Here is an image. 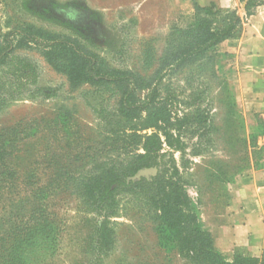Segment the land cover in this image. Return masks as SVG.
<instances>
[{
	"label": "rangeland",
	"instance_id": "374dc122",
	"mask_svg": "<svg viewBox=\"0 0 264 264\" xmlns=\"http://www.w3.org/2000/svg\"><path fill=\"white\" fill-rule=\"evenodd\" d=\"M243 1L239 0L240 6ZM192 14L193 5L186 8L174 0H0L3 31L33 27L72 38L111 67L138 71L144 67L147 76L155 63L143 65L144 49L149 48L156 59L170 30L187 24ZM15 45L12 60L25 59L33 70L26 71L20 82L26 84L25 96L0 109V139L14 136L12 155L6 159L8 173L0 169V264H185L161 249L151 222L121 201L118 214L109 219L111 246L99 254L93 251L100 218L73 194L77 184L68 179L92 172L88 152L93 142L103 143L101 132L105 133L113 99L106 89L88 85L70 90L66 77L46 63L40 47L17 41ZM212 55L217 58L221 53ZM220 74L228 83L222 70ZM35 88L41 92L31 98ZM203 100L201 109L215 127L203 141L213 145L201 157L190 159L195 165L186 176L185 190L200 227L212 236L211 230L228 216L236 179L264 170V117L253 125L246 123L233 109L228 85L222 91L213 84ZM187 138L191 143L198 139ZM240 138L247 142L246 153ZM49 147L59 155L60 182L55 190V184H49L53 167L43 159ZM98 156L105 154L100 151ZM174 158L178 162L179 155ZM219 169L229 182L217 178ZM142 171L151 173L141 178L156 174L155 168L142 169L127 182L137 181ZM42 188L47 198L42 202L41 195L34 205L29 195ZM42 213L47 223L42 222Z\"/></svg>",
	"mask_w": 264,
	"mask_h": 264
},
{
	"label": "trees",
	"instance_id": "16d2710c",
	"mask_svg": "<svg viewBox=\"0 0 264 264\" xmlns=\"http://www.w3.org/2000/svg\"><path fill=\"white\" fill-rule=\"evenodd\" d=\"M261 3L249 0L244 8L246 17ZM243 23L236 11L194 3L189 22L170 30L156 59L149 48L144 49L143 65L155 63L148 76L144 75V67L141 71L111 67L75 39L33 27H15L5 32L0 25V109L25 96L26 84L20 82L26 71L33 70L25 59H17L16 63L12 60L16 41L40 47L46 63L66 77L70 90L88 85L106 89L113 99L114 106L105 117V133L101 132L103 143L93 142L88 152L92 172L68 179L77 184L73 194L100 218L92 246L97 254L112 244L109 219L118 214L121 201L133 205L139 218L151 222L161 249L185 264H264V256L234 255L232 262H227L216 250L210 233L200 227L195 206L185 190L186 176L195 165L190 159L201 157L213 145L207 139L203 141L215 129L206 110L201 109L203 95L213 84L222 91L227 85L229 88L220 74L223 55L216 58L212 53L223 41L239 38ZM40 92L35 88L29 94H33L32 98ZM230 96L236 111L231 92ZM147 130L152 133L140 134ZM194 136L198 137L195 143L185 141ZM13 137L0 139V169L4 173L10 166L6 159L12 155ZM238 142L246 153L245 139ZM164 149L167 151L162 153ZM100 151L105 157L98 156ZM43 159L53 167L49 184H55V190L60 182L59 155L49 147ZM149 168L156 169L153 177L127 182V178ZM217 178L229 182L222 169ZM41 195L44 202L47 195L43 188L29 198L35 205ZM20 211L24 212V207ZM42 222L47 223L44 213Z\"/></svg>",
	"mask_w": 264,
	"mask_h": 264
},
{
	"label": "crops",
	"instance_id": "0c3cea01",
	"mask_svg": "<svg viewBox=\"0 0 264 264\" xmlns=\"http://www.w3.org/2000/svg\"><path fill=\"white\" fill-rule=\"evenodd\" d=\"M249 1V0H248ZM190 8L214 4L236 11L244 19L239 38L220 43V70L225 74L236 112L246 123L264 117V0L246 17L245 0H174ZM191 12V11H190ZM216 250L230 262L235 254L264 256V170L238 177L232 185V202L223 225L211 230Z\"/></svg>",
	"mask_w": 264,
	"mask_h": 264
},
{
	"label": "water",
	"instance_id": "95a60500",
	"mask_svg": "<svg viewBox=\"0 0 264 264\" xmlns=\"http://www.w3.org/2000/svg\"><path fill=\"white\" fill-rule=\"evenodd\" d=\"M247 2H248V0H245L244 6L246 5ZM150 173H151V171H142V172L138 173V175L135 177V179L139 180L141 177H144Z\"/></svg>",
	"mask_w": 264,
	"mask_h": 264
}]
</instances>
